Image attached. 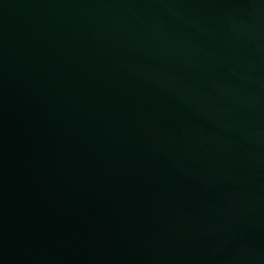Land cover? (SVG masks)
I'll list each match as a JSON object with an SVG mask.
<instances>
[{
    "label": "water",
    "instance_id": "obj_1",
    "mask_svg": "<svg viewBox=\"0 0 264 264\" xmlns=\"http://www.w3.org/2000/svg\"><path fill=\"white\" fill-rule=\"evenodd\" d=\"M0 264H264V0H0Z\"/></svg>",
    "mask_w": 264,
    "mask_h": 264
}]
</instances>
